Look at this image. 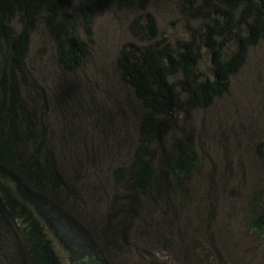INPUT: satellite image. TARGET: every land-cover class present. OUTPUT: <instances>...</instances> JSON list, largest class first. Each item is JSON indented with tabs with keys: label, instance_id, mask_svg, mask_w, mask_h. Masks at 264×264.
Returning <instances> with one entry per match:
<instances>
[{
	"label": "trees",
	"instance_id": "1",
	"mask_svg": "<svg viewBox=\"0 0 264 264\" xmlns=\"http://www.w3.org/2000/svg\"><path fill=\"white\" fill-rule=\"evenodd\" d=\"M130 1L0 0V264H63L59 249L69 253L72 264H109V248L120 236L131 242L142 221L140 232H154L161 241L146 216L162 199L170 204L177 197L188 202L196 197L192 181L200 151L185 133L173 139L175 126L181 113L208 109L228 92L250 50L264 40V0H187L181 11L197 25L182 44L158 40L151 15L134 19L130 30L142 44L123 47L117 64L142 106L138 141L130 163L114 170L123 192L113 198L102 236L77 221L78 190L60 164L45 111L24 86L39 29L47 32L58 63L76 71L91 53L84 31L90 32L104 10ZM206 54L211 69L200 72ZM257 150L264 152L263 144ZM246 219L249 234L264 239V205H254ZM206 232L204 247L225 241L218 233L230 235L227 247L218 246L220 259L234 255L239 242L230 230ZM158 245L160 252L172 250Z\"/></svg>",
	"mask_w": 264,
	"mask_h": 264
},
{
	"label": "rangeland",
	"instance_id": "2",
	"mask_svg": "<svg viewBox=\"0 0 264 264\" xmlns=\"http://www.w3.org/2000/svg\"><path fill=\"white\" fill-rule=\"evenodd\" d=\"M186 1L131 0L104 10L83 33L91 53L76 71L58 63L45 30L34 34L24 86L45 111L60 164L78 190L77 221L97 236H102L115 194L122 191L113 173L130 163L142 113L133 89L121 79L117 58L127 44H142L130 30L135 18L144 21L151 15L161 42L188 40L197 24L181 11ZM210 69V54L203 55L198 71ZM180 115L172 138L185 133L201 155L192 181L195 203L162 199L159 209L146 216L158 227L161 241L154 232H140L142 221L131 242L120 236L109 248V264H264V239L249 234L245 223L254 205H264V152L257 150L264 146V40L250 50L224 96L208 109ZM218 227L239 242L234 255L224 254L225 262L218 246L226 242L227 247L230 235L218 233L225 241L215 246L203 243L207 229ZM159 243L172 250L160 252ZM59 252L63 264H72L66 250Z\"/></svg>",
	"mask_w": 264,
	"mask_h": 264
}]
</instances>
